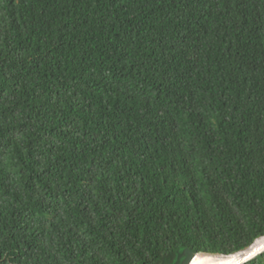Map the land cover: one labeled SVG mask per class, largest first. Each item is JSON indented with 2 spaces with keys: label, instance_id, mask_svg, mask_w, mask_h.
I'll return each instance as SVG.
<instances>
[{
  "label": "trees",
  "instance_id": "1",
  "mask_svg": "<svg viewBox=\"0 0 264 264\" xmlns=\"http://www.w3.org/2000/svg\"><path fill=\"white\" fill-rule=\"evenodd\" d=\"M262 235L264 0H0V264Z\"/></svg>",
  "mask_w": 264,
  "mask_h": 264
},
{
  "label": "water",
  "instance_id": "2",
  "mask_svg": "<svg viewBox=\"0 0 264 264\" xmlns=\"http://www.w3.org/2000/svg\"><path fill=\"white\" fill-rule=\"evenodd\" d=\"M264 253V235L256 238L249 246L231 254L221 253H195L188 264H195L201 256L212 260L221 261L224 264H246Z\"/></svg>",
  "mask_w": 264,
  "mask_h": 264
},
{
  "label": "bare ground",
  "instance_id": "3",
  "mask_svg": "<svg viewBox=\"0 0 264 264\" xmlns=\"http://www.w3.org/2000/svg\"><path fill=\"white\" fill-rule=\"evenodd\" d=\"M195 264H224L221 261L212 260L209 257L201 256L197 261H195Z\"/></svg>",
  "mask_w": 264,
  "mask_h": 264
},
{
  "label": "rangeland",
  "instance_id": "4",
  "mask_svg": "<svg viewBox=\"0 0 264 264\" xmlns=\"http://www.w3.org/2000/svg\"><path fill=\"white\" fill-rule=\"evenodd\" d=\"M192 257H193V255H192L191 258L188 260V262L192 259ZM188 262H187V264H188Z\"/></svg>",
  "mask_w": 264,
  "mask_h": 264
}]
</instances>
